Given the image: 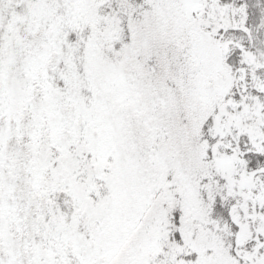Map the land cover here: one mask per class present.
<instances>
[{"label": "snow or ice", "instance_id": "obj_1", "mask_svg": "<svg viewBox=\"0 0 264 264\" xmlns=\"http://www.w3.org/2000/svg\"><path fill=\"white\" fill-rule=\"evenodd\" d=\"M0 264H264V0H0Z\"/></svg>", "mask_w": 264, "mask_h": 264}]
</instances>
